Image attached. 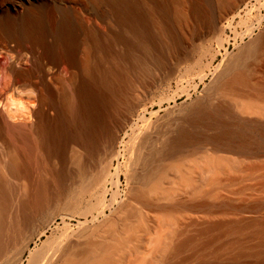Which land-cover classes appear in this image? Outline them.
Masks as SVG:
<instances>
[{
    "label": "bare ground",
    "instance_id": "1",
    "mask_svg": "<svg viewBox=\"0 0 264 264\" xmlns=\"http://www.w3.org/2000/svg\"><path fill=\"white\" fill-rule=\"evenodd\" d=\"M241 1L0 0V264H122L157 226L167 230L141 264L264 259V219L219 198L221 177L264 152V79H254L264 28L223 57L156 147L151 109L171 99L146 105L173 80L190 98L184 88L207 77L209 37L228 42L232 23H221ZM248 235L255 245L245 246Z\"/></svg>",
    "mask_w": 264,
    "mask_h": 264
},
{
    "label": "rangeland",
    "instance_id": "2",
    "mask_svg": "<svg viewBox=\"0 0 264 264\" xmlns=\"http://www.w3.org/2000/svg\"><path fill=\"white\" fill-rule=\"evenodd\" d=\"M233 16L235 17L233 18ZM228 22L232 23L231 25L232 27L231 29L230 28L225 29V35L223 36V39L227 37L228 42H224L223 47L218 48V44L216 41L217 37L216 38H214V36L209 37V41L206 47L211 49L213 55L209 54L207 57H203V63H204L203 66H204V71H205L204 73L207 75V77L204 82H201L199 78H194L193 80L194 83L192 82V84L189 87L184 88L185 90H188L191 95L189 99L187 98V95H184V94L182 95L183 90L182 89L179 90L174 80L171 82L170 87L165 83L163 84L160 83L161 85H159L156 88V90L154 89L152 94L148 97L147 102H146L147 106H150L151 102L153 103L152 101L153 98L157 99V97L160 95H162L163 98L165 99H168V98L171 99L170 101L167 100L169 101L170 104L165 103L164 106L160 110H159V107H157V104H155L156 107L154 109H151L152 112L157 111V113L155 112L156 114H154L151 117L152 119L151 121L155 124V129H154L155 134L153 136V141H155L153 142L154 147L158 146L161 141L157 139V137L161 139V136H159V134L164 133L165 131L167 132L170 131L169 128L171 127L169 125L171 124L172 126V123H173L172 121L177 122L178 119H181V117L184 118L188 114V111L190 110L189 108L192 107V105L190 104L195 99H197L199 96L203 94V91L205 90L204 88H206V86L214 79V76L212 74L214 73V68L216 67V65H218L221 62L223 57L226 56L225 59H228L231 55L236 54L238 52V49L241 46L246 45L248 41H250L248 33L251 30H253V34L256 35L260 32L261 29L264 28V0H242L239 4H237V6L234 7V9H232L231 12H229L225 16V19L222 20L221 25L227 26L229 24ZM259 22H261V24H259ZM218 51H220V53ZM200 52L199 54H195L194 58L187 65L191 64L195 59H198ZM254 79L255 80L264 79V70L258 71L255 74ZM185 103L187 104V106ZM188 105H190L189 108H188ZM172 109H173V112L171 113L170 110L172 111ZM168 112H170L171 115L169 114V116L168 115L164 116V114H168ZM148 117L150 118V115H148ZM164 118L167 120V122L165 123L163 122L165 121ZM166 123H167V127L169 128L166 127ZM158 127H160V130L162 132L159 130ZM158 131L160 132L158 133ZM121 146L122 144L120 143L119 149L122 148ZM261 154H262L261 156L248 160L249 162L247 161L241 169L233 170L221 177L223 182L229 183L220 188L221 195L219 198L221 199V201L226 202V203L232 202V203L244 206L245 207L244 216L247 218H250L253 221L258 220V219H264V152ZM123 161H124L123 158H121L119 161L121 163L120 165L121 171L119 174L120 175L119 176V186H120L119 191L121 194L120 200L125 198V194L127 193V189H128L127 182H126L125 175H124L125 173L122 172V170L123 171L126 170V166L123 163ZM113 170L114 168L111 170V174L114 175V179L117 181V177H116L117 175L115 174L116 172L115 170L114 171ZM108 187L110 189L111 185H109ZM182 198L186 201L185 197H182ZM84 203L85 202L82 203L83 207L81 206V208H85L88 205L87 202L85 203V205ZM110 214H111V211L107 210L106 215L104 217H99L94 222H92V217L90 216L89 225L90 226L98 225L99 222L101 223L104 219H106L105 217H108V215ZM190 217H193V218L190 219ZM194 218L196 220L197 216L189 215V217H186L184 219L183 223L185 222L186 224H189L190 221L194 220ZM221 218L228 219V220H232L234 218L236 219V217L232 215L222 216ZM69 223L71 226H73V228L77 227V221L73 220V221H70ZM60 225H61V221L58 220L56 225H54L48 231V233L43 238H41V240L38 242V245L41 246L43 242L49 236H51V234ZM75 229L77 230V228ZM166 230H167L166 227L161 228L157 226V228H155L154 231H152L151 233L141 234L140 239H139L140 240L139 245L141 246V251L134 252L131 255H128L124 259L122 264H141L143 258L144 260H148L151 256V253L154 251V247L156 246V240ZM231 238L235 239V235H231L225 238L224 240H228ZM256 241H257L256 239L251 238L250 235H248V238L244 240L243 243L245 244V246H253L256 244ZM235 253L236 252H224V253H221V255L219 256L208 255L207 257H205V259L214 261L217 264H228V263L254 264L256 262L264 264V259L260 258L258 260V258L251 256V255L236 257ZM197 262H198V257H194L193 259L190 260L188 264H197Z\"/></svg>",
    "mask_w": 264,
    "mask_h": 264
}]
</instances>
